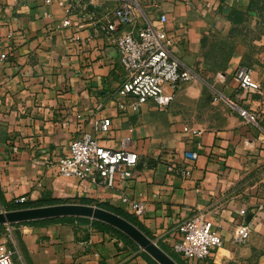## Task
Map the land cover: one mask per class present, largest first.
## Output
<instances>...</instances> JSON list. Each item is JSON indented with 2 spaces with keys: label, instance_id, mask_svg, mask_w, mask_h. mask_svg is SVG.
<instances>
[{
  "label": "crops",
  "instance_id": "0c3cea01",
  "mask_svg": "<svg viewBox=\"0 0 264 264\" xmlns=\"http://www.w3.org/2000/svg\"><path fill=\"white\" fill-rule=\"evenodd\" d=\"M122 2L78 0L69 14L60 0H0V53L8 55L0 62V212L49 201L93 205L134 217L179 264H264V113L235 79L243 64L264 89V0L141 2L138 26L166 14L174 54L195 78L167 109L147 102L136 111L134 99L117 94L126 74L99 28ZM68 17L72 26L63 27ZM221 55L232 58L227 70L214 60ZM104 118L112 126L98 132L101 144L139 155L132 178L109 189L98 175L62 176L59 159ZM187 151L198 159L184 160ZM173 158L187 176L167 171ZM136 202L140 214L132 209ZM196 216L213 221L224 244L205 260L187 262L173 245L178 226ZM243 220L251 227L246 243L235 238ZM8 229L0 230V242ZM13 229L28 264H154L136 243L91 221Z\"/></svg>",
  "mask_w": 264,
  "mask_h": 264
},
{
  "label": "built area",
  "instance_id": "2783aa9c",
  "mask_svg": "<svg viewBox=\"0 0 264 264\" xmlns=\"http://www.w3.org/2000/svg\"><path fill=\"white\" fill-rule=\"evenodd\" d=\"M122 4L99 21V28L116 47L126 80L117 94L135 100L131 105L138 110L147 102L165 110L174 101L176 92L183 84L194 80L195 75L185 69L181 60L174 54L175 39L167 30L168 17L158 16L154 22L138 26L135 11L141 2L153 3L155 0H122ZM50 4L52 0H45ZM78 0L70 4L60 0V4L70 14ZM63 27H71V17L62 22ZM8 59L6 52L0 53V62ZM235 79L243 97L257 102V111L264 113V89L256 72L248 66L236 69ZM120 108H123L120 105ZM242 116H249L246 109L240 108ZM252 121L255 117L250 115ZM112 126L111 118L97 120L90 131H84L70 144L68 153L59 159L60 174L67 178L88 179L98 175L104 185L113 189L119 181L132 178L139 163V155L131 150H115L103 146L98 132L107 133ZM184 160L196 161L198 153L187 151ZM169 173L187 176V170L178 159L173 158L167 165ZM25 198L17 202L23 203ZM126 202L127 199L123 198ZM135 214H140L142 204L133 203ZM242 215L246 210L241 211ZM4 241L0 242V264H28L12 225H8ZM180 239L173 245V251L184 261L196 262L207 259L211 253L224 244L218 229L211 220L196 216L185 220L178 226ZM251 236L249 222L243 220L237 226L235 238L246 243Z\"/></svg>",
  "mask_w": 264,
  "mask_h": 264
},
{
  "label": "water",
  "instance_id": "95a60500",
  "mask_svg": "<svg viewBox=\"0 0 264 264\" xmlns=\"http://www.w3.org/2000/svg\"><path fill=\"white\" fill-rule=\"evenodd\" d=\"M67 217L87 218L108 224L128 236L158 264H179L132 222L112 211L98 206L63 203L1 211L0 226Z\"/></svg>",
  "mask_w": 264,
  "mask_h": 264
},
{
  "label": "trees",
  "instance_id": "16d2710c",
  "mask_svg": "<svg viewBox=\"0 0 264 264\" xmlns=\"http://www.w3.org/2000/svg\"><path fill=\"white\" fill-rule=\"evenodd\" d=\"M53 202L54 201H49L47 205H53L54 204ZM44 205L45 204L34 205V204H31V203L15 204V205H12L7 211L24 209V208L40 207V206H44ZM99 206H101V205H99ZM114 213H116V214H118V215L126 218L127 220H129L130 222H132L141 231H143L145 233V228L134 217H132L130 215L123 214L122 212H119L118 210H115ZM68 220H86V221H91V223L93 225L97 226L98 228L103 229V230H106V231H109V232H111V233H113V234H115V235L123 238L126 242L135 245V243L128 236H126L125 234H123L122 232H120L119 230H117L116 228H114V227H112V226H110L108 224H105L103 222L96 221V220H90V219H87V218H69V217H67V218H57V219H49V220H43V221H35V222H26V223H21V224H31V223H39V222H59V221H68ZM15 225H19V224H14L12 226H15ZM4 227L5 226H0V230L2 228H4ZM145 255L147 256V258L151 262H153L154 264H158L148 254L145 253Z\"/></svg>",
  "mask_w": 264,
  "mask_h": 264
},
{
  "label": "rangeland",
  "instance_id": "374dc122",
  "mask_svg": "<svg viewBox=\"0 0 264 264\" xmlns=\"http://www.w3.org/2000/svg\"><path fill=\"white\" fill-rule=\"evenodd\" d=\"M231 59L232 58H230V57H224L223 55H221L220 56V59H216V58H214V60H218L219 62H220V70H227L228 69V67H229V64H230V62H231ZM241 65H243V64H240L239 66H241ZM169 255H171V257H175L174 256V254H169ZM174 259H177L176 257L174 258Z\"/></svg>",
  "mask_w": 264,
  "mask_h": 264
}]
</instances>
